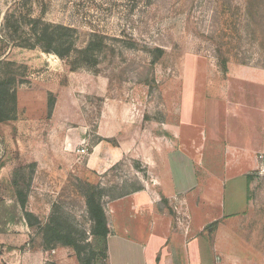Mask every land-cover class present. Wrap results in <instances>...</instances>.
<instances>
[{
    "label": "rangeland",
    "instance_id": "374dc122",
    "mask_svg": "<svg viewBox=\"0 0 264 264\" xmlns=\"http://www.w3.org/2000/svg\"><path fill=\"white\" fill-rule=\"evenodd\" d=\"M28 1L21 8L74 30L78 47H86L95 34L104 45L96 67L72 71L70 61L55 54L0 42L2 59L28 68L25 83L16 87L17 119L0 123L2 264H12L8 253L14 248L45 255L37 228L26 242L14 231L4 240L16 224L10 216L22 218L14 208L13 186L20 167L36 164L28 211L45 224L56 209L69 224L88 231L92 223L79 181L103 189L105 211L132 190L156 186L154 170L164 177V194L182 192L195 176L189 161H174L181 154L187 158L181 143L168 151L175 147L176 129L182 141L192 140L188 131L209 120L212 94L234 86L233 76L264 97V87L247 83L264 81V0ZM22 2L0 0V35L5 15ZM258 185L264 193V180ZM122 205L109 212L118 217L119 231L125 225ZM171 205L163 199L160 206L175 222L185 217L184 207Z\"/></svg>",
    "mask_w": 264,
    "mask_h": 264
},
{
    "label": "crops",
    "instance_id": "0c3cea01",
    "mask_svg": "<svg viewBox=\"0 0 264 264\" xmlns=\"http://www.w3.org/2000/svg\"><path fill=\"white\" fill-rule=\"evenodd\" d=\"M233 79L234 86L212 94L209 120L188 131L187 139L192 140L182 141L179 129L175 131V147L168 151L181 143L187 158L181 154L174 161H189L195 182L182 192L164 194V177L154 170L156 186L132 190L109 203L110 210L105 211L110 229L108 264H264V193L258 185L264 180V97L242 86L246 79ZM247 83L264 87L261 79ZM163 199L184 207L185 217L178 222L170 218L160 206ZM118 203L124 204L118 207L125 224L120 231L118 217L109 216ZM146 208L153 209L148 217ZM12 231L19 240L35 237L37 232L22 220L7 230L4 240ZM42 251L44 256L14 248L8 254L12 264H79L70 248Z\"/></svg>",
    "mask_w": 264,
    "mask_h": 264
},
{
    "label": "trees",
    "instance_id": "16d2710c",
    "mask_svg": "<svg viewBox=\"0 0 264 264\" xmlns=\"http://www.w3.org/2000/svg\"><path fill=\"white\" fill-rule=\"evenodd\" d=\"M152 1V0H150ZM28 0H24L4 17L3 35L0 42H11L25 49H42L47 54H55L63 60L70 61L72 71L80 68H94L98 65L103 52V42L93 35L84 48L77 45L75 32L69 27L55 25L34 17L31 10L26 11ZM28 68L16 62L0 57V123L15 121L18 116V96L16 87L25 83ZM54 100L49 101L52 112ZM36 172V164L20 167L14 175L15 206L22 213L18 219L15 214L9 218L10 223L25 220L29 227L38 228L41 234L42 247L45 251L57 248H70L75 253L79 264H108L109 222L103 206V189L89 182L79 181L78 188L85 199L87 213L91 224L88 231H81L69 224L56 209L53 210L47 223L28 211L29 193ZM49 264H56L51 262Z\"/></svg>",
    "mask_w": 264,
    "mask_h": 264
}]
</instances>
